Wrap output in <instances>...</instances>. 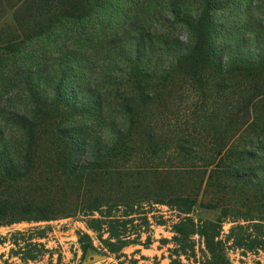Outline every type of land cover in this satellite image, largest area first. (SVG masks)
<instances>
[{
    "label": "trees",
    "instance_id": "trees-1",
    "mask_svg": "<svg viewBox=\"0 0 264 264\" xmlns=\"http://www.w3.org/2000/svg\"><path fill=\"white\" fill-rule=\"evenodd\" d=\"M8 11L0 80L39 37L57 36L63 63L79 49L103 62L86 89L77 66L72 100L15 70L31 103L0 104V227L82 216L116 255L160 226L170 264H229L230 221L232 247L264 252V0H0ZM202 193L216 221L192 217Z\"/></svg>",
    "mask_w": 264,
    "mask_h": 264
},
{
    "label": "rangeland",
    "instance_id": "rangeland-1",
    "mask_svg": "<svg viewBox=\"0 0 264 264\" xmlns=\"http://www.w3.org/2000/svg\"><path fill=\"white\" fill-rule=\"evenodd\" d=\"M13 24L14 12L8 11L3 15L0 26ZM178 34L184 41L187 40V31L178 30ZM55 40H58L57 36H52L50 39L39 37L23 46L21 56L11 63L8 75L3 76L0 80V104H7L18 110H23L31 103L26 98L23 81L17 78L15 70L18 68H26V73L32 75V79H36L37 82L52 81L54 89L49 90L43 86L37 91L39 97L53 98L59 92L61 96L72 100L82 96L83 89L93 86L100 73L95 67L102 64V58H99L92 50L79 49L75 51L78 53L76 54V63L70 65L66 62L63 63L59 55L50 49ZM67 41L65 40L66 43L62 42L61 44L67 45ZM222 44L231 45V41L229 38H225L221 41ZM27 54L39 56L34 60L35 65H25L26 61L23 56ZM85 59L91 61L86 64ZM79 64L87 66V69L90 70L82 82L83 89L81 90L77 88L79 79L77 66ZM104 64L106 63L104 62ZM38 78L41 79L38 80ZM207 200H204L202 193L193 210L192 217L197 223L206 220L216 221L220 217L221 209L204 208V202L206 203ZM160 210L169 214L166 213L167 208L163 207ZM233 225L235 224L226 221L221 237L226 248L224 255L229 260V264H264V252H245L242 249H235L231 242L226 241ZM44 228L47 230L41 232L43 235L36 234L34 231ZM153 230L155 242L149 249L142 246H130L125 248L122 254L114 255L108 252L97 235L89 229L86 219L82 216L52 222L24 221L8 224L0 227V264H84L93 255L104 256V259L96 264H170L168 246L159 249L161 245L159 240L161 238L170 239L172 233L160 226H154ZM38 234L42 237H38ZM196 238L201 241L199 237ZM36 243H39L40 246H36ZM199 254L201 256L200 252ZM183 262L188 264L186 260Z\"/></svg>",
    "mask_w": 264,
    "mask_h": 264
},
{
    "label": "water",
    "instance_id": "water-1",
    "mask_svg": "<svg viewBox=\"0 0 264 264\" xmlns=\"http://www.w3.org/2000/svg\"><path fill=\"white\" fill-rule=\"evenodd\" d=\"M104 259V256L101 255H93L89 257L84 264H96Z\"/></svg>",
    "mask_w": 264,
    "mask_h": 264
}]
</instances>
